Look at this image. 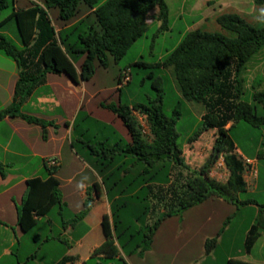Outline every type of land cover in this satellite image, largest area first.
I'll return each mask as SVG.
<instances>
[{
  "label": "trees",
  "instance_id": "obj_1",
  "mask_svg": "<svg viewBox=\"0 0 264 264\" xmlns=\"http://www.w3.org/2000/svg\"><path fill=\"white\" fill-rule=\"evenodd\" d=\"M251 1L255 5L264 4V0ZM10 5L11 13L0 19V51L17 63L19 72L12 102L0 110V121L18 115L20 105L45 82L48 73H63L74 83L89 81L98 68H106L110 59H121L142 36L149 26L146 19L152 10L157 9L155 21L160 22L161 30L167 29L169 16L165 0H0V14ZM10 19L15 21L20 47L1 32ZM215 21L224 33L195 28L162 62L155 66L136 63L149 69L171 68L181 99L204 107L201 125L186 147L189 163L177 145L180 102L170 115L164 112L163 78L154 71L150 76L155 80L156 99H150L147 104H121L114 109L129 136L124 148L120 150L116 144L112 147L88 144L93 155L100 151L105 159L98 164L111 202V222L108 215L102 217L105 240L95 250L96 254L116 256L114 234L130 243L140 242L142 250H147L166 217L213 196H235L246 191L245 162L236 153L229 132L239 123L264 128V90H254L251 102L245 100L241 76L247 62L264 47V25L251 24L236 12L221 13ZM126 70L129 69L121 70L118 75V89L122 87L119 84ZM130 82L131 77L125 85ZM138 116L147 125L146 134L141 131ZM23 117L31 123L44 124L39 119ZM211 131L214 134L207 142L209 156L203 158L200 151L207 143L202 135ZM219 156L229 171L225 183L209 177V170ZM200 159L205 163L194 165ZM2 167L0 172L4 177ZM54 173L55 167H51L45 180L36 177L27 181L18 207V219L25 231L36 224L33 217L42 216L59 204L60 181ZM154 197L156 205H162L165 212L150 224L148 218L156 207L152 203ZM253 203L242 201L243 206ZM90 207L91 201H86L77 219H82ZM135 222L141 224L136 226ZM249 227L247 251L259 235L254 224ZM236 264L250 263L236 261Z\"/></svg>",
  "mask_w": 264,
  "mask_h": 264
},
{
  "label": "crops",
  "instance_id": "obj_2",
  "mask_svg": "<svg viewBox=\"0 0 264 264\" xmlns=\"http://www.w3.org/2000/svg\"><path fill=\"white\" fill-rule=\"evenodd\" d=\"M203 5L211 7L212 9L209 10L211 13H215V9L236 12L239 7L245 6V2L243 0H206ZM156 14L157 9L148 14L146 19L148 25L154 23ZM204 19L207 17H203ZM1 57L0 59H3ZM10 64L11 69L6 73L8 82L12 81V85L10 89L8 86L3 87L6 96L0 101V110L12 102L18 78L17 63L12 60ZM64 77L67 76L63 73H48L45 82L36 87L20 105L19 114L5 117L0 121V165L3 166L2 171L5 173L3 177L0 172V264H236V261L255 264L243 259V256L250 251L246 254L242 253L241 247H237L235 236L234 240L229 242L225 239L230 217L222 222L223 225L218 230L203 232L215 217V214L207 210L206 204L211 202L222 205L227 202L221 197L210 198L188 208V214L181 212L166 217L159 227L174 216H180V219L176 218V221L172 222L171 225H174L172 230H160L158 227L159 232L156 230L158 234L154 235L147 250H142L140 242L130 243L117 238L114 234V245L118 250L116 256L96 254L95 250L105 240L101 226L102 217L108 215L111 222V202L101 176L93 169L95 166L86 163L74 151V116L81 104L83 82L72 81L79 87L80 96H77L74 87L66 84L69 82ZM61 82L65 85H61ZM41 89L44 91L38 94ZM62 92L70 96L68 104H65L64 97L63 99L60 97ZM33 98L36 99L35 105L32 104ZM63 105L69 108L68 115L62 116L57 113L56 110L63 108ZM23 116L39 119L44 124L31 123ZM64 158H69L68 167H71L73 159H79L81 163L84 161L85 164L81 165V169H70V176L61 177L59 174L62 173ZM243 160L246 191L257 188L255 172L252 168L253 159L243 158ZM51 167H55L53 176L60 181V219L59 223L55 224L59 231L57 235L50 233L52 229L49 213L56 205L50 207L42 216L33 217L36 219V224L25 231L18 219V207L23 201L27 181L36 177L45 180L47 177L43 175V172L45 171L48 176V168ZM86 172L87 175L77 184V177ZM228 176L229 171L226 167L221 169L212 165L209 170V177L221 183H225ZM63 188H72L73 191L64 194L61 192ZM73 194L79 196L82 206L86 201L91 200V207L82 219H77L82 209L68 216L62 212L64 207H69L70 196ZM237 194L231 197L232 203L235 204L234 215L241 212L243 207ZM156 202L157 199L154 197L152 203H155L156 207L148 218L150 224L162 217L165 212L162 205H156ZM255 216L257 215H254L253 219ZM44 219L49 226L48 231L35 234L31 244L23 243L29 231ZM52 241L56 243V248L63 247L60 255L39 261L38 251L41 252L42 248ZM182 254L186 257H181ZM218 254H224V256L220 257ZM4 260L6 262H3Z\"/></svg>",
  "mask_w": 264,
  "mask_h": 264
},
{
  "label": "rangeland",
  "instance_id": "obj_3",
  "mask_svg": "<svg viewBox=\"0 0 264 264\" xmlns=\"http://www.w3.org/2000/svg\"><path fill=\"white\" fill-rule=\"evenodd\" d=\"M105 0H102L104 2ZM169 8V16L167 20V29H160V22L154 21L150 24L146 31L138 38L126 51L124 56L114 61L110 59V63L106 68H98L95 75L89 81L82 83V100L78 108L76 116H74L75 125L73 127V140L74 151L89 165L95 166L99 176L101 165L98 164L104 162L105 159L100 151L98 155H93L90 152L88 144L95 146L112 147L116 144L121 150L129 141L126 127L122 124L121 120L114 111L115 108H119L123 105L133 104H147L150 99H156L158 92L153 87L155 80L150 76L154 71L156 76L163 78V109L167 115H170L179 104V110L181 111L180 118L176 123V130L179 134L177 139V145L182 148L186 163H189L186 155V147L191 143V137L194 132L201 125V117L205 113L204 107L199 103L187 102L181 99L180 91L177 86V82L173 75L171 68L167 69H149L148 67L138 66L137 62H143L147 65L155 66L157 63L162 62L168 54H170L184 39L185 35L195 28H201L212 32H222L224 30L216 23L215 18L221 13L235 12L234 10L215 9V13H211L209 10L212 8L205 7L203 3L206 0H165ZM245 6L238 8L236 13H239L245 19L255 25H264V4L255 5L251 0H243ZM12 10L10 5L7 9L3 10L0 14V19L6 18ZM211 16V17H210ZM203 17L207 19L203 20ZM1 32L14 43L20 47L19 38L17 35L16 24L13 19L8 20L1 29ZM0 101L6 96L3 87L10 89L11 83L7 79V71H10L12 59L7 57L0 51ZM128 68L130 70L131 82L128 85L122 86L118 89V75L121 70ZM64 76V75H63ZM244 78L243 98L251 102V95L254 90H264V47L254 54L252 58L247 62L245 69L241 73ZM66 78V84H70L76 90L77 96H80L79 87L76 86L72 80ZM61 85H65L61 82ZM44 89L38 92L40 94ZM46 92V91H45ZM60 97H64L65 104L70 101L68 93H63ZM63 99V98H62ZM36 99L33 98L32 104L35 105ZM63 108L56 110L60 115H68L69 108L62 106ZM141 116H138V119ZM144 122V119H141ZM145 124V122H144ZM147 127V125L145 124ZM148 130V129H147ZM213 131L204 133L202 139L204 143L209 142L212 138ZM234 145L236 147V153L243 159H253L252 168L255 172L256 186L257 188H250L245 192L238 193L237 198L240 201H253L251 205H244L242 211L237 215H234L235 204L232 203L231 195L224 194L223 198L227 202L222 205L219 203H207V210L211 211V214H215L212 218V222L209 223L204 233L209 230H218L222 227V222L227 221L228 231L225 235V239L234 240L236 237L237 247H241L242 253L246 254V237L249 232V225L252 223L255 225V230L259 232V235L255 237L253 244L250 247V253L243 256L246 261L253 262L255 264H264V128L255 129L245 123L237 124L230 132ZM103 142V143H102ZM84 143L85 145L83 146ZM87 152V153H86ZM209 143L204 144L200 151V155L207 158L209 156ZM72 160V159H71ZM97 160V161H96ZM200 159L194 165H203L204 160ZM51 161V160H50ZM79 159H73L71 167H68L69 158H64V166L61 177L70 176V169L80 168L85 164ZM216 167L223 169L225 167L222 156H219L216 163ZM66 166L68 168H66ZM110 169V168H109ZM221 172V171H220ZM47 177L46 172H43ZM87 172L77 177L76 183L80 182V179L85 177ZM184 176L187 172L184 171ZM102 177V176H101ZM72 188L62 189L61 192L70 193ZM69 207H64L62 212L66 216L72 215V213L79 209H84L81 200L78 195L73 194L70 196ZM217 198V196L212 197ZM89 202L91 200H88ZM231 201V203H228ZM252 206V207H251ZM60 205L56 206L49 213L51 219V235H57L59 229L55 225L59 223V211ZM257 210V212H256ZM188 209L183 211L182 214H188ZM257 213V214H256ZM254 215L255 218L253 219ZM65 216V217H66ZM176 218L180 219V216H174L167 220L160 230H172V222L176 221ZM252 219V220H251ZM46 219L39 223L35 228L29 231L27 237L23 240V243L28 242L31 244L32 237L37 233H43L48 231V225ZM187 223V220H186ZM141 223L135 222L138 226ZM186 228V225H185ZM157 229V231L159 230ZM155 231V235L158 232ZM206 231V232H205ZM247 232V233H246ZM208 234V233H207ZM198 239V238H197ZM56 243L51 242L46 244L41 252L38 251L39 261L44 258H53L56 255H60L62 246L60 248L55 247ZM222 250V249H221ZM223 257L224 254H218ZM181 257H186L182 254ZM7 260V258H6ZM3 262H6L5 260Z\"/></svg>",
  "mask_w": 264,
  "mask_h": 264
},
{
  "label": "built area",
  "instance_id": "obj_4",
  "mask_svg": "<svg viewBox=\"0 0 264 264\" xmlns=\"http://www.w3.org/2000/svg\"><path fill=\"white\" fill-rule=\"evenodd\" d=\"M130 79V75H129V70H126L123 72L122 77H121V82L119 84V86H123L125 85ZM143 119L142 117L139 118V122L141 125V131L143 134H146L148 132L147 127L145 126L144 122H142Z\"/></svg>",
  "mask_w": 264,
  "mask_h": 264
},
{
  "label": "water",
  "instance_id": "obj_5",
  "mask_svg": "<svg viewBox=\"0 0 264 264\" xmlns=\"http://www.w3.org/2000/svg\"><path fill=\"white\" fill-rule=\"evenodd\" d=\"M137 15V13H135V15L134 16H136Z\"/></svg>",
  "mask_w": 264,
  "mask_h": 264
}]
</instances>
